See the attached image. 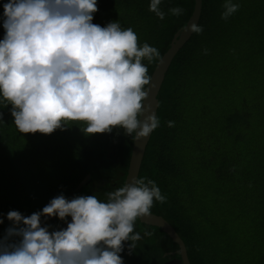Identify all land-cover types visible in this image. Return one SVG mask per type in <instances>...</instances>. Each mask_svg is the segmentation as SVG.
I'll return each instance as SVG.
<instances>
[{
    "label": "trees",
    "instance_id": "16d2710c",
    "mask_svg": "<svg viewBox=\"0 0 264 264\" xmlns=\"http://www.w3.org/2000/svg\"><path fill=\"white\" fill-rule=\"evenodd\" d=\"M7 2L0 0V39ZM225 2L202 0L203 31L192 34L166 72L159 126L138 178L153 180L166 197L154 200L150 213L173 227L190 264H264V0H231L239 8L222 19ZM150 3L97 0L92 21L102 27L117 21L137 34L139 46L158 49V58L142 60L149 77L190 17L193 0H161L163 20ZM174 7L183 13L172 15ZM11 107L0 97V239L13 226L9 211L39 212L56 196L67 198L92 171L109 181L126 173L134 133L89 135L85 122L74 121L63 131L23 134ZM137 224L138 218L134 232ZM148 231L177 248L161 231ZM151 248L141 249L143 259Z\"/></svg>",
    "mask_w": 264,
    "mask_h": 264
},
{
    "label": "clouds",
    "instance_id": "9594fccd",
    "mask_svg": "<svg viewBox=\"0 0 264 264\" xmlns=\"http://www.w3.org/2000/svg\"><path fill=\"white\" fill-rule=\"evenodd\" d=\"M160 4L151 0L149 11L163 20ZM223 7L221 18L227 19L239 5L226 0ZM3 10L0 97L11 104L20 133L47 135L81 121L89 135L120 128L139 140L159 126L146 102L151 78L142 60L151 62L160 53L147 43L139 46L137 34L117 21L92 23L97 0H8ZM183 11L169 9L176 16ZM186 30L199 34L203 28L192 22ZM154 200L164 203L166 197L153 180L141 177L109 192L105 201L61 194L27 217L9 211L13 226L0 239V264H123L124 242L129 252L135 249L142 237L134 224L150 214ZM53 216L71 222L49 232L41 217ZM13 236L19 240L9 242Z\"/></svg>",
    "mask_w": 264,
    "mask_h": 264
},
{
    "label": "water",
    "instance_id": "95a60500",
    "mask_svg": "<svg viewBox=\"0 0 264 264\" xmlns=\"http://www.w3.org/2000/svg\"><path fill=\"white\" fill-rule=\"evenodd\" d=\"M202 8V0H193V9L190 17L184 23L180 33L169 43L167 50L158 60L150 78H151V88L149 91V96L147 98V103H149L154 110L155 114L157 113V108L159 105V90L165 78L166 72L177 54V52L185 45V43L190 39L193 33L187 31V26L192 22H199L200 14ZM146 89L149 86L146 85ZM135 134L133 135V142L131 148V155L128 164V168L126 173L118 174L117 178L114 182H109L106 178L100 176L97 172H90L87 174L73 189L71 195L67 198L71 200L76 196H84L85 193L89 192L90 188H92V192H99L97 196L98 199L102 200V187L103 185H110L113 187H117L118 183L121 182L123 185L125 183L130 182L134 178H138L142 159L144 157L146 146L149 142L151 134L147 138L142 139H134ZM122 178V180H121ZM55 216L53 217H43L41 220V226H50L48 228L49 232L55 231ZM139 226L146 228L150 227L153 229H158L164 234H166L173 243L178 246V256L180 259V264H190L186 248L184 242L173 229V227L161 216L150 213L148 216L138 218ZM71 222V217H67L65 221L61 224L59 230L66 229L67 224Z\"/></svg>",
    "mask_w": 264,
    "mask_h": 264
},
{
    "label": "flooded vegetation",
    "instance_id": "af4514ba",
    "mask_svg": "<svg viewBox=\"0 0 264 264\" xmlns=\"http://www.w3.org/2000/svg\"><path fill=\"white\" fill-rule=\"evenodd\" d=\"M114 181L115 180H111L109 182H114ZM122 186H123V184L121 182L118 183L117 187H113L110 185H103L102 195H101L102 201H105L107 199V194L109 192L115 191L117 188L122 187ZM91 190H92V188H90L89 192L85 193L84 196L99 195V192H92ZM64 221H61L60 219L56 218V222L54 224L55 225V231L59 230L61 224ZM138 223H139V221H138ZM136 230L138 233H140L142 238L136 242V247L131 252H129V249H128V243L129 242H124V250L121 253H119V255L123 259V264H180L177 244H176L177 248L175 249V248H173L175 246H171L169 244V242L167 243L164 241V243H162V238H160L156 234L155 235L152 234L151 236H145L144 235L145 232H149L148 230H152V231H156V230L160 231V230L153 229L150 227L143 228V227L139 226V224H137ZM148 246H152V248H151L152 252L149 254L150 258L143 259V257H142L143 252L141 249L147 248ZM165 246H167V251H165ZM137 247H140L141 249L139 250ZM146 252H145V254H146Z\"/></svg>",
    "mask_w": 264,
    "mask_h": 264
}]
</instances>
